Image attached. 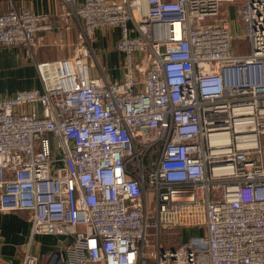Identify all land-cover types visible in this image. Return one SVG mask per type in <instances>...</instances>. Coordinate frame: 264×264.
I'll list each match as a JSON object with an SVG mask.
<instances>
[{
	"label": "built area",
	"instance_id": "obj_1",
	"mask_svg": "<svg viewBox=\"0 0 264 264\" xmlns=\"http://www.w3.org/2000/svg\"><path fill=\"white\" fill-rule=\"evenodd\" d=\"M62 1L72 55L0 98V212L30 220L18 264H264V0ZM45 21L0 13V47L32 54ZM103 27L119 81L92 48ZM40 235L69 242L41 257Z\"/></svg>",
	"mask_w": 264,
	"mask_h": 264
},
{
	"label": "crops",
	"instance_id": "obj_2",
	"mask_svg": "<svg viewBox=\"0 0 264 264\" xmlns=\"http://www.w3.org/2000/svg\"><path fill=\"white\" fill-rule=\"evenodd\" d=\"M11 8H26L45 15L50 29L37 32V47L30 55L20 47H0V98L12 96L16 91L41 90L37 64L72 55L77 34V21L62 0H0V13ZM225 9L231 12V29L237 34L232 7ZM119 36L118 28L103 27L95 31L92 39V48L100 57L109 81L121 78V56L115 50ZM91 73L96 75L95 71ZM190 232L197 233L194 229L185 230L184 237ZM29 236L30 220L26 212H0V264H18L23 249L29 245ZM68 242L64 237L40 235L32 240L29 249L46 257L51 251L62 250Z\"/></svg>",
	"mask_w": 264,
	"mask_h": 264
},
{
	"label": "rangeland",
	"instance_id": "obj_3",
	"mask_svg": "<svg viewBox=\"0 0 264 264\" xmlns=\"http://www.w3.org/2000/svg\"><path fill=\"white\" fill-rule=\"evenodd\" d=\"M236 20H237L236 31H238V33H241L243 27H242L241 22L239 21V19H236ZM237 41H238V42H236L237 45H239L240 43H243V40L241 38H239ZM148 204H149L150 208H154V202L152 201V198H150V197H148ZM194 232H200V231L197 230V229H194ZM166 233H170V234L166 235ZM171 233L172 232H164L163 234H165V235H163V238L165 240H170L169 241L170 245L171 244L175 245V244H177L180 241V236H178V234H171ZM190 233H189V235H190ZM146 263H147V261H146ZM148 264H153L152 260H148Z\"/></svg>",
	"mask_w": 264,
	"mask_h": 264
}]
</instances>
